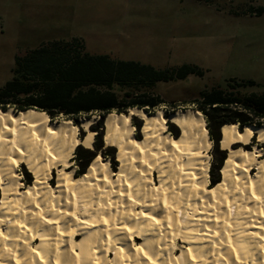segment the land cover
Instances as JSON below:
<instances>
[{
	"label": "bare ground",
	"instance_id": "obj_1",
	"mask_svg": "<svg viewBox=\"0 0 264 264\" xmlns=\"http://www.w3.org/2000/svg\"><path fill=\"white\" fill-rule=\"evenodd\" d=\"M94 121L0 109V264H264V124L221 127L227 155L211 184L200 111L108 113L103 141L118 169L96 153L77 174L72 158L95 147Z\"/></svg>",
	"mask_w": 264,
	"mask_h": 264
},
{
	"label": "rangeland",
	"instance_id": "obj_2",
	"mask_svg": "<svg viewBox=\"0 0 264 264\" xmlns=\"http://www.w3.org/2000/svg\"><path fill=\"white\" fill-rule=\"evenodd\" d=\"M235 3L230 0H0V86L12 76L15 55H23L43 42L77 37L89 54L134 60L157 69L190 64L204 71L203 76L190 74L181 80L157 82L155 92L165 102L153 112L162 109L169 114L179 108L194 109L191 101L199 91L223 87L229 78L253 80L257 86L245 90L262 92L264 16L236 13L241 7ZM84 118L96 121L99 117L92 113L81 117L80 122ZM135 121L141 124L138 118ZM134 132L141 137L140 128L135 127ZM83 134L80 131L79 135ZM257 146L263 148L260 143ZM215 149L212 142L209 172L216 160ZM74 159L75 154L72 168L78 174ZM115 161L116 170L119 164L116 156ZM25 171L29 172L22 164L19 172L27 185ZM30 177L31 183V173ZM53 177L50 182L55 184L56 173Z\"/></svg>",
	"mask_w": 264,
	"mask_h": 264
},
{
	"label": "trees",
	"instance_id": "obj_3",
	"mask_svg": "<svg viewBox=\"0 0 264 264\" xmlns=\"http://www.w3.org/2000/svg\"><path fill=\"white\" fill-rule=\"evenodd\" d=\"M11 72V78L0 86L1 110L33 108L47 113L49 121L63 117L76 125L80 124L81 117L98 114L99 118L90 125V129L96 132L95 147L78 146L76 149L74 160L78 174L85 172L96 153L108 157L114 169L115 148L103 146L101 129L108 113L123 114L133 107L151 113L165 102L155 92L157 82L204 74L202 69L190 64L157 69L134 60L89 54L77 37L43 42L23 55H15ZM256 86L253 80L229 78L223 87L201 90L191 101L194 109L204 115L209 137L216 147V160L209 172L211 184L221 179L220 170L227 155L226 150L217 148L222 137L221 127L225 123H236L239 128L264 124V91L245 90ZM136 118L133 116L131 120L138 129L141 124L136 123ZM167 125L173 136L179 134L176 125ZM252 143H255L254 139ZM25 173L28 178L24 181L30 183V173Z\"/></svg>",
	"mask_w": 264,
	"mask_h": 264
},
{
	"label": "crops",
	"instance_id": "obj_4",
	"mask_svg": "<svg viewBox=\"0 0 264 264\" xmlns=\"http://www.w3.org/2000/svg\"><path fill=\"white\" fill-rule=\"evenodd\" d=\"M236 2L238 7H241L236 13H243L245 16H264V0H230Z\"/></svg>",
	"mask_w": 264,
	"mask_h": 264
},
{
	"label": "water",
	"instance_id": "obj_5",
	"mask_svg": "<svg viewBox=\"0 0 264 264\" xmlns=\"http://www.w3.org/2000/svg\"><path fill=\"white\" fill-rule=\"evenodd\" d=\"M12 110V109H11ZM13 112H17V111H14V110H12Z\"/></svg>",
	"mask_w": 264,
	"mask_h": 264
}]
</instances>
